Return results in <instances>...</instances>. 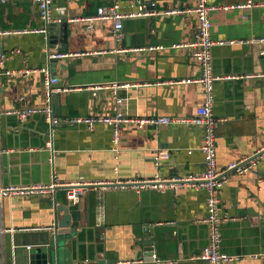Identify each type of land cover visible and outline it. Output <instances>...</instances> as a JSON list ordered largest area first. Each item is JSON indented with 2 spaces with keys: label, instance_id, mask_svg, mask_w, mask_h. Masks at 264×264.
Segmentation results:
<instances>
[{
  "label": "crops",
  "instance_id": "0c3cea01",
  "mask_svg": "<svg viewBox=\"0 0 264 264\" xmlns=\"http://www.w3.org/2000/svg\"><path fill=\"white\" fill-rule=\"evenodd\" d=\"M209 1L220 6L211 14L212 38L245 41L215 44L212 49L214 72L232 77L214 85V114L220 119L217 167L223 170L232 162L252 158V169L243 175L229 174L220 191V250L232 257L223 264H264V77H240L264 72V43L249 42L264 36V0ZM139 2L155 14L131 16ZM112 3L53 0L52 21L68 23L67 52L55 58L49 51L48 32H1L44 27L35 1L0 0V186L47 184L54 174L61 181H125L205 171L204 132L197 125H121L115 142L108 124L91 130L69 121L115 112L113 90L100 88L94 93L90 87L95 85L130 83L119 96L124 98L123 112L132 117L190 118L203 102V85L186 81L198 79L202 68L193 49L178 46L195 39L197 15L166 13L193 8L197 0H119V11L129 15L123 20L121 39L114 35L113 20H95L91 28L79 20ZM61 32V28L56 32L57 42ZM149 45L164 48L121 51ZM17 48L21 52H15ZM3 55H7L4 63ZM43 66L59 79L50 88L49 77L42 72L6 74ZM27 107L51 108L58 122L50 125L49 132V119L41 113L24 121L5 113ZM160 150H168L169 157L159 159ZM58 205L69 207L72 226L77 228L76 235L66 237L69 242L60 264L132 258L147 264L153 257L152 264H209L199 259L209 241L208 193L192 186L165 191L89 187L77 203L66 189H59L54 201L42 194L2 197L0 264L27 260L26 251L15 256L11 235L37 233L25 229L58 224L65 214ZM147 240L152 241L151 250L144 246Z\"/></svg>",
  "mask_w": 264,
  "mask_h": 264
},
{
  "label": "built area",
  "instance_id": "2783aa9c",
  "mask_svg": "<svg viewBox=\"0 0 264 264\" xmlns=\"http://www.w3.org/2000/svg\"><path fill=\"white\" fill-rule=\"evenodd\" d=\"M5 2L6 0H1ZM38 5L42 19L45 22L44 27L38 29H14L1 31L2 33H25V32H48V24L53 19V0H34ZM250 3L244 5H238L237 7H247ZM119 0H113L110 7H100L95 15L82 17L79 20L84 21L88 28L92 27V23L95 20H113L115 29L114 35L117 39H121L123 20L128 14L119 11ZM228 7V6H226ZM235 7V6H233ZM146 5L143 3L138 4V11L131 13V16H141V15H153L154 12L147 11ZM220 6L214 5L209 0H197L196 6L193 8H188L185 10L172 9L166 11V13H180V12H193L198 18V29L197 35L194 40L181 43L178 46L190 47L193 49V55L200 64L202 68V74L198 79H189L188 82L197 81L200 82L204 87V98L203 102L197 106L196 114L190 118H172L169 116H156V117H132L127 113L123 112L122 104L124 103V98L119 96V90L122 88H127L130 83H114L112 85H95L90 87L95 93L100 88H111L115 95V112L109 115H95L89 114L86 116H76L69 119L72 123H81L85 125L88 129L93 130L97 124H108L114 129V141L118 142L119 127L126 124H134L137 127H144L146 125H162L169 124L172 122H186L189 124L197 125L202 127L204 132L203 143L201 145V150L205 156L206 169L203 173L199 174H189L185 176H174V177H162L160 175H155L151 178H137L128 180H118V181H92V180H76V181H61L55 174L53 179L47 184H23V185H7L0 186V198L2 197H15V196H25L31 194H42L48 195L54 201L56 198V192L59 189H66L68 197L77 203L80 200L81 195L84 193L85 189L89 187H100L101 189H107L109 187H114L117 189H133L140 191L142 189L151 188L165 191L167 188L178 189L181 186H192L199 187L207 190L208 193V207L209 213L205 221L209 226V241L207 246L204 248L203 252L199 256V259L207 261L209 264H223L231 260V256L223 253L220 250V240H221V215L219 212V204L221 201L220 191L225 183L228 181V175L231 173L243 175L252 169V164H250L251 159H243L240 161H235L230 163L225 169L219 170L217 167V147H216V132L220 124V119L214 114V104H215V91L214 85L216 81L225 80L232 78L231 76H221L214 72L213 68V46L215 44L225 45V44H235L244 43L243 40H220L215 41L212 38V20L211 14L214 10L219 9ZM249 42H259L264 43V36L257 37L250 40ZM164 45H149V46H139L134 48H124L121 49L123 52L129 51H148L163 49ZM15 52H21V49H15ZM103 51H97L94 53H101ZM64 53L54 54L55 57H62ZM7 55H3L1 62L4 63ZM34 72H42L46 74L47 85L49 88L52 84L57 83L59 79L51 75L50 68L47 66L36 67L33 69L11 71L7 70L6 74L15 75L22 74L24 76L29 75ZM241 78H258L264 77V72H251L246 73ZM6 114L16 115L20 120H26L30 116L36 113H45L49 119L51 125L58 122L56 118L53 117L51 108H37V107H27L16 110L5 111ZM264 154V149L262 151ZM170 155L168 150H160L158 152V158H168ZM11 231H14L10 229ZM25 230L34 231H55L56 225L35 227ZM24 231V230H21ZM146 260L141 258H132L114 261L113 264H144ZM73 264H110L107 261L101 260H91L84 259L80 261H75Z\"/></svg>",
  "mask_w": 264,
  "mask_h": 264
},
{
  "label": "water",
  "instance_id": "95a60500",
  "mask_svg": "<svg viewBox=\"0 0 264 264\" xmlns=\"http://www.w3.org/2000/svg\"><path fill=\"white\" fill-rule=\"evenodd\" d=\"M49 33V51L52 54L65 53L67 52V35H68V23L67 21H51L48 24ZM62 29V39L60 42L56 40V32ZM58 45V46H57ZM56 58V57H55ZM261 59L264 61V54L261 55ZM47 115L45 113H41ZM51 123L48 122V128L50 132ZM52 126V125H51ZM57 210L64 211V216L60 219L59 223L56 224L55 231H41V232H15L11 235V240L14 245L15 256L19 257L21 251L28 253L27 260L22 262L16 261L19 264H60L61 254L65 247L68 245L69 239L72 235L77 234V228L72 226V216L69 213V207L66 205H58ZM69 236L68 238H66ZM39 237V238H38ZM32 242V243H31ZM31 245L30 248L24 246V244ZM33 244V245H32ZM144 246L147 250H151L152 241L147 240L144 242ZM154 258V257H153ZM147 259V264L155 259ZM69 264V263H67ZM110 264H113L110 263Z\"/></svg>",
  "mask_w": 264,
  "mask_h": 264
}]
</instances>
